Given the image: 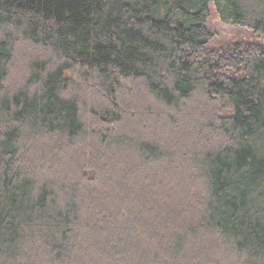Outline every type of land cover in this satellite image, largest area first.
Masks as SVG:
<instances>
[{"label": "trees", "instance_id": "obj_1", "mask_svg": "<svg viewBox=\"0 0 264 264\" xmlns=\"http://www.w3.org/2000/svg\"><path fill=\"white\" fill-rule=\"evenodd\" d=\"M0 0V264H264V45L210 6Z\"/></svg>", "mask_w": 264, "mask_h": 264}, {"label": "rangeland", "instance_id": "obj_2", "mask_svg": "<svg viewBox=\"0 0 264 264\" xmlns=\"http://www.w3.org/2000/svg\"><path fill=\"white\" fill-rule=\"evenodd\" d=\"M207 27L213 34V39L208 44V48L211 50L224 51L235 43L264 45V40L257 38L252 30L223 22L213 3L210 6V18Z\"/></svg>", "mask_w": 264, "mask_h": 264}]
</instances>
